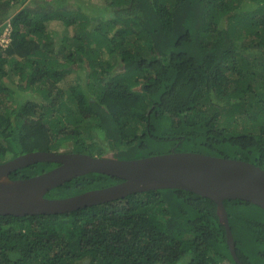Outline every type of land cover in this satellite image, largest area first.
Returning <instances> with one entry per match:
<instances>
[{
    "label": "trees",
    "instance_id": "16d2710c",
    "mask_svg": "<svg viewBox=\"0 0 264 264\" xmlns=\"http://www.w3.org/2000/svg\"><path fill=\"white\" fill-rule=\"evenodd\" d=\"M69 1L0 0V36L10 31L0 44V164L37 151L91 155L99 133L119 160L191 152L264 169V0H98L96 23ZM52 23L73 31L59 46ZM120 182L89 173L45 198ZM223 205L238 260L264 264V209ZM0 264L236 263L215 202L165 189L66 214L0 215Z\"/></svg>",
    "mask_w": 264,
    "mask_h": 264
},
{
    "label": "water",
    "instance_id": "95a60500",
    "mask_svg": "<svg viewBox=\"0 0 264 264\" xmlns=\"http://www.w3.org/2000/svg\"><path fill=\"white\" fill-rule=\"evenodd\" d=\"M40 162L57 166L30 178L10 179L12 171ZM89 173L116 177L121 182L68 198H45L52 189ZM165 189L185 190L214 201L231 257L241 264L223 202L243 200L264 209V169L235 159L174 151L134 160L75 152H30L0 164V215L66 214L131 194Z\"/></svg>",
    "mask_w": 264,
    "mask_h": 264
},
{
    "label": "rangeland",
    "instance_id": "374dc122",
    "mask_svg": "<svg viewBox=\"0 0 264 264\" xmlns=\"http://www.w3.org/2000/svg\"><path fill=\"white\" fill-rule=\"evenodd\" d=\"M19 1V0H18ZM76 5L73 4L74 1H69V3H72V8L71 9H75L77 6L80 8L82 7L81 10L87 12L89 15L95 11L94 14H96V17L93 16V22H98L99 18L98 16H104L102 15L101 12L97 11L96 9L93 8L94 7H102L101 3H98V0H75ZM81 4V5H80ZM48 31L50 32L51 37L54 40V44L59 46L61 43V40L63 39V37H70L73 34V31L71 28H64V26H61L60 23H52L48 26ZM10 31L8 29L5 30L2 35L0 36V44H2L3 46L6 45L7 41L9 40L7 37L9 36ZM16 89V88H15ZM230 91V90H229ZM16 94L18 96H21V98H23L24 96H26L27 94H21L19 91H16ZM240 126H242L243 124L239 121L238 123ZM88 149L91 153L92 156L94 157H111V153L107 152L106 146L104 145V138L102 135H100L99 133L96 134V139L91 142L88 143Z\"/></svg>",
    "mask_w": 264,
    "mask_h": 264
},
{
    "label": "clouds",
    "instance_id": "9594fccd",
    "mask_svg": "<svg viewBox=\"0 0 264 264\" xmlns=\"http://www.w3.org/2000/svg\"><path fill=\"white\" fill-rule=\"evenodd\" d=\"M8 42V41H7ZM3 46V45H2ZM62 153H65V152H62ZM142 193H145V192H142Z\"/></svg>",
    "mask_w": 264,
    "mask_h": 264
},
{
    "label": "built area",
    "instance_id": "2783aa9c",
    "mask_svg": "<svg viewBox=\"0 0 264 264\" xmlns=\"http://www.w3.org/2000/svg\"><path fill=\"white\" fill-rule=\"evenodd\" d=\"M2 45V44H1Z\"/></svg>",
    "mask_w": 264,
    "mask_h": 264
}]
</instances>
